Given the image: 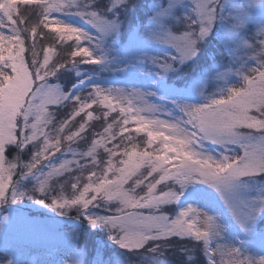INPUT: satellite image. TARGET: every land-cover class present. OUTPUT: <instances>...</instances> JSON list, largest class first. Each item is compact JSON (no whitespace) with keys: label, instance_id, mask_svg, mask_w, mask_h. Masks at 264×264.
Instances as JSON below:
<instances>
[{"label":"snow or ice","instance_id":"1","mask_svg":"<svg viewBox=\"0 0 264 264\" xmlns=\"http://www.w3.org/2000/svg\"><path fill=\"white\" fill-rule=\"evenodd\" d=\"M116 2L121 4L127 0ZM181 2L171 0L169 8L178 7ZM219 3L220 0H196L198 19L189 18L187 29L182 34L145 29V38L168 44L177 53L163 63L159 58H150L163 73L175 70V63L183 64L197 56L198 45L211 34L218 19L216 5ZM68 7L66 0H0V210L10 209L25 199L33 200L60 217H68L75 209L79 215L73 219L83 216L91 229L107 230L112 242L129 253L139 252L150 241L173 236L193 238L204 242L207 247L222 230L216 217L191 206L180 211L174 219L156 214L162 206L178 203L190 185L202 184L215 190L239 228L246 235L254 236L257 221L264 216V198L247 200L238 182L242 178L264 175V40L255 48L245 41V47L253 48L256 54L251 59L257 66L243 75L242 86L229 87L202 105L172 101L182 115L171 122L158 115L170 116L171 113H162L160 107L146 99V95L155 96V93L96 86L87 97H73L50 85L51 78L69 65H102L107 61L106 55L98 56L85 46V42L91 43L93 37L52 15ZM257 7L264 9V0H246L234 17L233 31L243 35L253 23L252 13ZM33 11L38 12V19L30 23L26 13ZM77 14L98 28L101 20L98 12L80 11ZM167 15V10L158 13L161 18ZM153 19L157 20V17ZM157 22L163 29V20ZM260 24L259 34L264 36V20ZM118 27L116 21L110 25L113 32H118ZM44 29L60 42H72L69 59L52 62L49 55L52 48L46 50L42 63L36 59L38 31L43 32ZM98 31L103 30L98 28ZM28 40L31 44L27 43ZM96 47L99 48V44ZM26 51L31 52L30 61L26 59ZM69 105L73 109L71 118L56 127L57 110ZM94 105L108 110L105 117L118 112L120 119L115 123L121 125L120 136L131 140L130 136H124L125 132L134 130L136 134L142 133L146 136V147L139 149L132 145L129 148L123 140L113 143L117 134L113 131V123H109L90 150L73 153L74 156L79 155V159H64L62 163L52 160L56 153L63 155L64 140L72 142L75 138H82L86 123H80L79 130L70 134L65 135V130L81 113L92 120V113L88 110ZM241 130L247 131L242 133ZM36 141H40L43 147L36 145ZM202 141L236 145L242 152L217 159L197 150L202 147ZM108 144H113V147L109 148ZM29 145L36 149L29 162L23 161L19 154L13 160L8 158L11 147L15 146L22 152ZM98 148H103L109 157L102 172L98 174L95 169L91 170L82 188L81 178L75 177L71 187L76 190V195L71 199L52 196V182L56 178L73 172V166L81 171L87 167L80 160L90 158L94 165L100 166L96 159ZM116 156L121 158L114 163L113 157ZM18 175L23 178L36 176V186L30 191L19 190V182L14 179ZM173 181L179 184V190L165 191L159 187ZM141 188L143 192L136 191ZM101 202L119 206L108 210L111 212L109 215L92 214L90 210L99 208ZM141 210L153 211L145 215ZM198 219L203 221V230L197 226ZM3 220L7 223L10 215L4 216ZM3 229L4 224H0V232ZM61 239L63 245L71 250L64 264H107L102 242L85 240L81 243V233L77 228L66 231ZM158 248L159 245L149 251L156 252ZM210 255L222 256V264H253L252 260L242 258L239 248H217ZM3 262L14 264L13 259L6 255ZM210 264L215 262L210 261ZM255 264H264V259Z\"/></svg>","mask_w":264,"mask_h":264},{"label":"rangeland","instance_id":"2","mask_svg":"<svg viewBox=\"0 0 264 264\" xmlns=\"http://www.w3.org/2000/svg\"><path fill=\"white\" fill-rule=\"evenodd\" d=\"M137 1L127 0L126 3L117 4L116 0H108V2L107 0H88V2L86 0H66L69 7L52 15L64 23L80 28L93 37L91 43L85 42V46H89L98 56L106 55L107 61L105 64L100 65L101 70L98 69L96 72H87L88 68L84 71L83 68L85 66L81 63L82 66L78 68L79 71L76 74L75 83L77 85L74 83L69 88H65L62 83L57 81L56 77L60 78L64 73H68V69L60 70L55 78H51L50 85L58 87L64 93H70L73 97H87L92 88L96 86L108 89L107 87L112 82L116 83L115 89H136L145 94L155 93V96L146 95V99L149 103L160 107L162 113H171L170 116L158 114L160 118L169 120L172 118L178 119L182 115L175 108L172 101L202 105L212 98L218 97L229 87L242 86L244 83L243 75L247 74L251 68L257 66L256 61L251 59V56L255 55L253 48L257 47L261 40H264V36L259 34L260 21L264 20V9L257 7L253 11V23L243 35H240L233 31L232 22L240 6L246 3V0H220V3L216 5L218 19L211 34L198 45L199 53L197 56L183 64L177 62L174 64L175 70L163 73L162 69L154 64L150 58H159V62L163 63L170 61L171 57L176 56L177 53L172 46L147 39L143 33L147 28L157 33L171 31L177 35L182 34L187 29L189 18L191 20L198 19L196 15V0H182L178 7L171 9L169 8L171 0H148L147 3L143 0L142 3H145L146 8L149 6L148 10L145 9L147 22L142 25L138 23L137 26L130 28L129 32L126 33V37H124L122 32L123 23L119 19L123 14L118 13L113 15V13L117 9H123L124 6L129 7L131 3H137ZM84 5H86V8L82 7ZM77 6L82 10L98 12L101 17V20L98 22V28L103 31H98V28L88 23L86 18L78 15L74 8ZM93 6H96L95 9H92ZM23 7L21 6L22 9ZM166 10L169 12V15L163 18L158 16V13L165 12ZM26 15L32 16L31 23H34L38 19V12H28ZM154 17H157V20H163V29L160 23L153 19ZM123 18L125 19V15ZM113 21H116L119 25L118 32H113L110 29ZM212 37L214 39L217 38V42L220 45L222 42L228 58H213L210 60L205 56L206 43ZM245 41H247V44L252 45L253 48L245 47ZM27 43L31 44V40L30 42L27 41ZM71 43V41L60 42L47 29H44L43 32L38 31L36 59L42 63L46 50L52 48L53 52L49 54L52 62L67 60L70 58V51L72 50ZM97 44H99V48L96 47ZM25 56L29 61L32 59L30 51H26ZM204 56L205 60L202 61L204 65L199 69V61ZM205 62H209V64ZM155 69H159L157 73L161 75H154L152 77H147L149 76L147 75L144 76L145 78H142L143 75L149 74L148 72H155L153 71ZM174 74H180L183 78L186 77L180 79L183 81L180 84L181 86L173 84L172 80H169L168 77L174 76ZM221 74H223V78H221ZM72 78L75 80L74 77ZM145 89H148V91L145 92ZM92 109L88 110L92 113V120H88L87 116L81 113V116L76 117L65 130V135H67L78 131L80 123H86V131L81 134L82 138H75L72 142L64 140L62 143L63 155L56 153L52 157V160L62 163L64 159H79V155L74 156L73 153H86L90 150L93 142L102 137L104 129L109 123H113V131L117 134V139L113 143H120L123 140L125 144H128L129 148L132 145H136L139 149L146 147V136L142 133L136 134L134 130L125 132L124 136H130L131 140L120 136L121 125L115 123L116 120L120 119L118 112H113L105 117L104 113L108 111L107 109H104L100 105H94ZM49 110L52 111L53 109L50 107ZM72 110V105L61 107L57 110L56 127L65 119L71 118ZM241 131L244 133L247 130ZM52 134L55 135L54 132ZM36 145L40 148L43 147L40 141H36ZM108 147H113V144H108ZM11 148L15 150V146ZM26 150H30V154H27L29 158L25 161L29 162L31 155L36 149L33 145H29ZM197 150L204 151L206 154L212 155L217 159L222 155L235 156L242 152L236 145L213 144L209 141H202V147L197 148ZM8 158L13 160L9 154ZM108 158V153L103 148H98L96 159L100 161V166L94 165L90 158L80 160V163L86 164L87 167L81 171L79 168L73 166L75 169L73 172L65 173L64 176L56 178L52 182L51 195L67 199L73 198L76 195V190L72 189L71 184L75 182V177L79 176L81 178L80 185L82 188L87 183V176L91 173V170L95 169L98 174L101 173L107 166L106 162ZM120 158V156L113 157V162L116 163ZM14 179L19 182L17 185L19 190L23 191H30L37 184L36 176L23 178L18 175ZM238 183L240 191L247 200L252 201L264 198V175L254 178H242ZM159 187L165 191L180 189L179 184L174 181L168 182L166 185H160ZM143 190L142 188L136 189L138 192H143ZM187 196L191 197L190 201L187 200L188 202L182 203ZM118 206L116 203L101 202L99 208L90 211L96 215H109L111 212L108 210H115ZM189 206L216 217L222 230L220 235L214 237L207 247H205L202 241H200L202 243H191L190 240L193 238L186 237L181 239L178 237V242H183L184 244L181 250L185 253L184 258L180 259L184 260H179V264H210V261H214L215 264H222V256L217 255L213 257L210 255V252L215 251L217 248H239L242 258L252 260L253 264L260 260V256L264 254V216L260 217L257 221L256 234L254 236L246 235L232 219L229 210L219 194L202 184L190 185L178 203L162 206L156 214H164L169 218L172 215L171 219H174L180 211ZM141 211L143 214L148 215L152 214L153 210ZM77 214L79 215L73 209L68 217H60L50 209L28 199H25L21 204L12 205L10 209L5 208L0 210V224H4V229L0 232V264H4L3 257L5 255L9 259H13L14 264H64V261L71 255V250L63 245L61 238L66 231L72 228H77L81 233V243L85 240L90 243L96 241L102 242L105 254L104 258L107 264H165L161 259L168 258L167 256L171 255L169 254L170 247L166 245L168 241H171L170 238L160 241H150L139 252L129 253L112 242L107 230L91 229L87 221L83 223V221H79L80 218L73 219ZM6 215H10V220L7 223L3 220V217ZM197 226L203 230L202 219L197 220ZM86 228L96 231L94 233L91 231L86 232ZM97 234L99 238L91 237ZM173 237L171 239H175ZM157 244H159V248L156 252L149 251V249L155 248ZM189 257H192V259H189ZM172 264H176V261Z\"/></svg>","mask_w":264,"mask_h":264},{"label":"trees","instance_id":"3","mask_svg":"<svg viewBox=\"0 0 264 264\" xmlns=\"http://www.w3.org/2000/svg\"><path fill=\"white\" fill-rule=\"evenodd\" d=\"M87 2H88V0H86ZM106 1V0H105ZM107 2H108V0H107ZM143 2V0H138L137 1V3H131L130 4V6L129 7H127V6H124L123 7V9H117L116 10V12L115 13H113V15H115V14H118V13H120V14H123V16L125 15V19L123 18V16H120L121 18H119L120 19V21L123 23V28H122V32H123V36L124 37H126V33L127 32H129V30H130V28H133V27H135V26H137L138 25V23H141V25L142 24H144V23H146L147 22V20H146V12H145V9L146 10H148L149 9V6H147V8H146V5H145V3H147L148 2V0H145V3L143 4L142 3ZM96 3V2H95ZM97 4V3H96ZM89 6H92V5H89ZM78 7V6H77ZM77 7H74L75 8V10H76V13H78V12H80V11H89V10H85V9H80L79 7L77 8ZM83 8H86V5H84V6H82ZM96 7V6H95ZM95 7L93 6V8L92 9H95ZM87 8H89V7H87ZM145 12V13H144ZM32 16H29L28 15V20H29V22L31 23V21H32V18H31ZM123 37V38H124ZM29 42H30V40H28ZM218 41V39L216 38V39H214L213 37L212 38H210L209 40H208V43H206V46H205V49H206V51H205V56H207L210 60H212L213 58H215V59H222V58H228V56H227V52L225 51V48L223 47V45H222V42H221V45H220V43L219 42H217ZM221 41V40H220ZM208 45V46H207ZM256 55V54H255ZM205 56L204 57H202L203 59H201L200 61H199V64L200 65H198L199 66V69L202 67V65H204V62H202L203 60H205ZM224 56V57H223ZM207 58V59H208ZM232 59V58H231ZM230 59V60H231ZM227 60V59H226ZM229 60V61H230ZM206 64H209V62H205ZM80 66H82V64H78V65H75V66H71V65H69V67L67 68L69 71H68V73H64L63 75H61V77L60 78H58V77H56V79H57V81L59 82V83H62L64 86H65V88H69V86H71L72 84H74L75 83V81H76V74H77V72L79 71V67ZM84 68H83V70L85 71L86 70V68H88L87 69V72L88 71H93V72H96L98 69H100L101 70V66L100 65H88V64H84ZM77 68V69H76ZM185 68H187V67H185ZM62 70H65V69H62ZM153 71H155V72H148L149 74H145V75H143L142 76V78H145L144 76H147V75H149V76H147V77H152V76H154V75H161V74H158L157 72H159V69H155V70H153ZM81 72V71H80ZM92 72V73H93ZM91 74V73H90ZM72 77H74L75 78V80H73V78ZM55 78V77H54ZM72 78V79H71ZM169 78V80H172V82H173V84H176V85H180L181 83H183V81L182 80H180V79H184V78H186V77H184L183 78V76H181L180 74H174V76H169L168 77ZM91 82V81H90ZM76 85H77V83H75ZM75 85V86H76ZM74 86V87H75ZM116 83H114V82H112V84H110V86L109 87H107V88H113V89H115L116 87ZM181 86V85H180ZM93 89V88H92ZM90 110H93V109H90ZM162 119V118H161ZM175 118H172V119H169V121H171V122H175ZM190 130V129H189ZM99 136V135H98ZM98 136H96V137H98ZM8 154L11 156V158L12 159H15V157L19 154L20 155V157H21V159L23 160V161H27V159L29 158V155H27V154H30V150H24V151H22L21 152V150L20 149H18V148H16L15 147V150H13V148H10V150H9V152H8ZM119 161V160H118ZM73 216H75V214H73ZM77 216H78V214H77ZM172 218V215H171V217H170V219ZM79 221H83V223H86V221L83 219V217L81 216L80 217V220ZM82 223V222H81ZM82 223V224H83ZM88 229V230H87ZM88 231H91L89 228H86V232H88ZM96 231V230H95ZM95 231H91V232H95ZM85 235V234H84ZM91 237H93V238H99V235L97 234V235H93V236H91ZM173 238H175V239H171L170 238V240L171 241H168V243L166 244V245H168L169 247H170V250H169V254H171L170 256H167L168 258H162L161 260H162V262L163 263H165V264H172L173 262H175L176 261V264H179L180 263V261H182V260H184V259H182V260H180L181 258H184V256H185V253H183L182 252V246H184V244H183V242H178V237H173ZM107 239V238H106ZM105 239V240H106ZM105 240H103V241H105ZM191 241V243L193 242H199V243H202V242H200V241H196V240H194V239H191L190 240ZM188 243H190V242H188ZM181 246H180V245ZM157 245H159V244H157ZM210 248V247H209ZM212 248V247H211ZM155 256V255H154ZM177 256V257H176ZM158 259V258H157ZM261 259H264V256H261V258H260V260ZM180 260V261H179ZM20 263V262H19Z\"/></svg>","mask_w":264,"mask_h":264}]
</instances>
